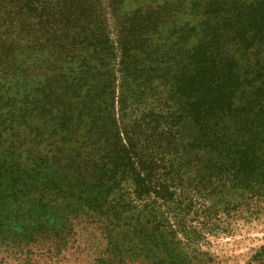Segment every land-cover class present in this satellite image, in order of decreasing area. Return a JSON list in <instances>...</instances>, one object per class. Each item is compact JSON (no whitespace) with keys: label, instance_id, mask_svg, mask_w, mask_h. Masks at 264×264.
Listing matches in <instances>:
<instances>
[{"label":"trees","instance_id":"trees-1","mask_svg":"<svg viewBox=\"0 0 264 264\" xmlns=\"http://www.w3.org/2000/svg\"><path fill=\"white\" fill-rule=\"evenodd\" d=\"M177 1L0 0V204L34 211L60 187L116 227L151 209L146 237L170 254L166 236L264 201V15L229 47L192 28L167 47ZM65 160L89 171L60 185Z\"/></svg>","mask_w":264,"mask_h":264},{"label":"rangeland","instance_id":"rangeland-1","mask_svg":"<svg viewBox=\"0 0 264 264\" xmlns=\"http://www.w3.org/2000/svg\"><path fill=\"white\" fill-rule=\"evenodd\" d=\"M143 1L155 7L163 4V0H124L125 11L138 8ZM206 1H211L206 7L202 0L177 1L172 14L180 18L170 22L164 33L167 47L185 28H192L191 42L197 33L200 43L229 47L253 16L264 15V0ZM78 52L83 54L82 50ZM87 166L82 160L74 167L66 160L55 162V178L62 185L73 175L79 176L76 168L87 173ZM59 188L31 195L39 203L34 211L0 204V264H169L168 255L177 264H264L263 200L221 214L210 232L195 239L166 236L168 254L158 246L152 248L156 243L146 237V229L151 227L146 211L151 209L134 208L135 213L140 210L143 215L140 223L116 227L102 216L91 214L78 192ZM34 212L47 219L42 226L35 222ZM117 243L121 250L118 256L113 251Z\"/></svg>","mask_w":264,"mask_h":264}]
</instances>
